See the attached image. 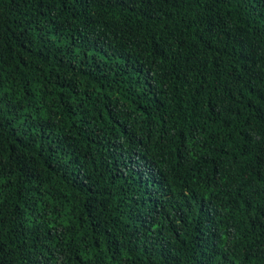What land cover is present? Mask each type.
Masks as SVG:
<instances>
[{
  "label": "trees",
  "instance_id": "obj_1",
  "mask_svg": "<svg viewBox=\"0 0 264 264\" xmlns=\"http://www.w3.org/2000/svg\"><path fill=\"white\" fill-rule=\"evenodd\" d=\"M0 264H264V0H0Z\"/></svg>",
  "mask_w": 264,
  "mask_h": 264
}]
</instances>
